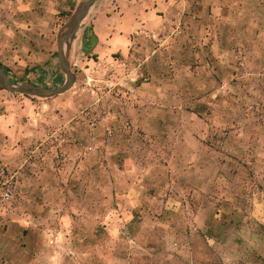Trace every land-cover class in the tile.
<instances>
[{"label":"crops","instance_id":"0c3cea01","mask_svg":"<svg viewBox=\"0 0 264 264\" xmlns=\"http://www.w3.org/2000/svg\"><path fill=\"white\" fill-rule=\"evenodd\" d=\"M56 1L25 0L24 7L23 0H0V11L8 6L17 14L28 5L31 13L54 11ZM177 7L170 0H97L76 44L86 78L41 101L0 91V165L16 174L21 204L0 222V264L211 260L199 237L214 228L215 202H222L212 194L216 151L203 141L197 101L188 104L151 59L160 52L152 39L173 23ZM24 19L19 37L35 49L51 28ZM5 40L0 34V43ZM32 49L26 50L30 66L44 60L53 68L54 49ZM4 51L0 65L11 84L64 81L38 69L36 80H23L12 66L16 51Z\"/></svg>","mask_w":264,"mask_h":264},{"label":"rangeland","instance_id":"374dc122","mask_svg":"<svg viewBox=\"0 0 264 264\" xmlns=\"http://www.w3.org/2000/svg\"><path fill=\"white\" fill-rule=\"evenodd\" d=\"M174 1L181 9L176 8L169 28L152 39L153 47L160 52L151 54V59L184 91L188 104L197 101L198 114L204 120L203 141L216 151L218 173L212 194L222 202H215L219 216L214 228L200 231L199 237L213 254L207 264H264V0H170V3ZM67 2L68 6L56 1L60 4L54 11L42 13H31L29 5L17 14L2 6L0 34L6 40L0 43V48H5L4 53L10 56L16 51L12 66L19 72L18 77L34 80L33 71L38 69L45 75L64 78L57 62L56 37L81 0L77 4ZM23 6L26 7L25 0ZM92 7L76 33L78 43ZM15 15L19 18L15 19ZM25 16L29 18L27 21L51 28L50 35L46 32L49 38L33 45V49H54L53 68H47L50 65L44 60H39L38 66H30L27 61L26 50L32 48L19 37V32L26 30ZM196 20L197 26L192 27ZM179 47L186 48V53L171 49ZM77 51L76 47L68 61L71 72L81 82L86 77L79 56L76 61ZM62 83L57 82L56 87Z\"/></svg>","mask_w":264,"mask_h":264},{"label":"water","instance_id":"95a60500","mask_svg":"<svg viewBox=\"0 0 264 264\" xmlns=\"http://www.w3.org/2000/svg\"><path fill=\"white\" fill-rule=\"evenodd\" d=\"M97 0H81L69 20L59 30L56 37V54L60 71L64 75L63 83L58 87L40 86L30 82L11 84L0 66V91H6L12 95H21L38 99H46L62 95L72 89L76 82V76L71 72L68 56L71 54L69 42L76 36L80 26L90 8ZM63 32V33H62Z\"/></svg>","mask_w":264,"mask_h":264},{"label":"built area","instance_id":"2783aa9c","mask_svg":"<svg viewBox=\"0 0 264 264\" xmlns=\"http://www.w3.org/2000/svg\"><path fill=\"white\" fill-rule=\"evenodd\" d=\"M142 80L147 82L148 78ZM16 184V174L6 165H0V222L9 219L21 209V204L15 195Z\"/></svg>","mask_w":264,"mask_h":264},{"label":"bare ground","instance_id":"6f19581e","mask_svg":"<svg viewBox=\"0 0 264 264\" xmlns=\"http://www.w3.org/2000/svg\"><path fill=\"white\" fill-rule=\"evenodd\" d=\"M92 15V14H91ZM87 17V16H86ZM89 17V16H88ZM83 23V22H82ZM83 28V27H82ZM77 39L76 37H74L70 42H69V46L71 47V54L74 53V50L76 48V44H77Z\"/></svg>","mask_w":264,"mask_h":264},{"label":"trees","instance_id":"16d2710c","mask_svg":"<svg viewBox=\"0 0 264 264\" xmlns=\"http://www.w3.org/2000/svg\"><path fill=\"white\" fill-rule=\"evenodd\" d=\"M2 67V65H0ZM2 69L4 70L5 74H7V69L5 70L3 67ZM63 75V74H62ZM7 76V75H6ZM46 87H49V86H46ZM27 97V96H26ZM28 98H32V97H28Z\"/></svg>","mask_w":264,"mask_h":264}]
</instances>
